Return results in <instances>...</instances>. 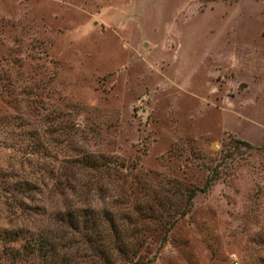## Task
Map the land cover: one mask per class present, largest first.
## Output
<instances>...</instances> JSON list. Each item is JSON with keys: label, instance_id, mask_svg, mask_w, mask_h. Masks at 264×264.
Here are the masks:
<instances>
[{"label": "rangeland", "instance_id": "rangeland-1", "mask_svg": "<svg viewBox=\"0 0 264 264\" xmlns=\"http://www.w3.org/2000/svg\"><path fill=\"white\" fill-rule=\"evenodd\" d=\"M155 193L162 241L129 206ZM66 208L160 232L125 264H264V0H0V264H47Z\"/></svg>", "mask_w": 264, "mask_h": 264}, {"label": "trees", "instance_id": "trees-1", "mask_svg": "<svg viewBox=\"0 0 264 264\" xmlns=\"http://www.w3.org/2000/svg\"><path fill=\"white\" fill-rule=\"evenodd\" d=\"M236 143L242 144L246 147H250L248 143L241 140H237ZM85 158L86 156L82 155L80 158H75L72 160L81 161V164L85 166ZM104 161L105 159H103L101 163H103ZM18 181L19 180L11 182L12 190L10 192L14 190L16 191L17 189L21 191L26 190L29 192L34 188V184H32V182L28 180H21L19 184H17ZM211 181L212 178L206 180L203 185L198 188L187 187L185 189L186 201H190L192 197L197 193V191L200 192L206 190ZM157 195L156 193L152 195L151 202L154 203H149L148 206L146 205L148 201H146L145 204L143 202H139L138 200L140 197L138 196H136V198L134 199L133 205L132 203H130L129 206H132V209L134 210L133 214L141 221L155 219L154 221H156V223L160 226L161 230L159 231H161V234L159 231L156 234L154 231H152L154 234L151 235L149 233H145L144 229L141 227L136 228L135 223H132L133 218L129 215H123L121 217L122 221H126L128 224L120 227L118 222H116L115 220V214L107 213L109 216H106L104 214L100 217L95 213V211L92 210H86L82 208L70 210L66 208V210H59L55 212L54 219L56 220L57 224H61L62 226L70 229V235L68 236L66 234H61L57 236L54 234L51 235L50 238H57L60 240L63 237V239L70 240L73 239L72 236L76 234L79 236V241H76V243L81 241L83 244L86 243L88 245V247L85 248L86 250H84L83 252L85 253L84 256L87 258V261H89L91 264H115V262L113 261V257H115L116 259L117 255H119L120 257H117L116 262L118 264H125L126 259H130L131 257H134L136 255H138L139 257V255L141 254L140 249L142 248L141 245H143V239L140 238V234L143 236L144 232L146 235H148V239H150L151 241H153V237L156 238V235L160 234L159 241H162L165 238V234L170 230L172 224L177 219L172 218L173 210L172 212H170L169 210L166 211L165 202L167 201L169 203L167 198H165V196ZM174 195L175 194H173V196ZM123 202L124 201H122L121 203ZM186 209L187 208H182L177 213L178 217L185 214ZM152 230H154V228ZM12 234L17 235L16 232ZM50 238L43 236L33 238L25 247L30 253L31 251H34L33 253L39 260L47 259V264H75V261H73V259L80 256L70 257L69 255L61 252L56 254L57 250L54 246V242H52ZM61 247H64V245ZM146 249H148V244H146ZM114 252L116 255H114ZM68 256L70 257V260L67 259ZM138 257L133 260L132 264H139ZM48 260H50L51 263Z\"/></svg>", "mask_w": 264, "mask_h": 264}, {"label": "built area", "instance_id": "built-area-1", "mask_svg": "<svg viewBox=\"0 0 264 264\" xmlns=\"http://www.w3.org/2000/svg\"><path fill=\"white\" fill-rule=\"evenodd\" d=\"M233 261H234V264H237V262H236V260H235V258L233 257Z\"/></svg>", "mask_w": 264, "mask_h": 264}]
</instances>
